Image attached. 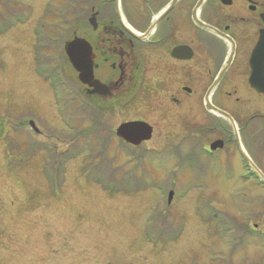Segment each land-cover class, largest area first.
<instances>
[{
    "label": "rangeland",
    "instance_id": "1",
    "mask_svg": "<svg viewBox=\"0 0 264 264\" xmlns=\"http://www.w3.org/2000/svg\"><path fill=\"white\" fill-rule=\"evenodd\" d=\"M77 2L0 0V264H264V184L237 156L207 161L217 131L188 105L89 95L65 53L88 36ZM140 118L152 139L122 144L116 127Z\"/></svg>",
    "mask_w": 264,
    "mask_h": 264
},
{
    "label": "flooded vegetation",
    "instance_id": "2",
    "mask_svg": "<svg viewBox=\"0 0 264 264\" xmlns=\"http://www.w3.org/2000/svg\"><path fill=\"white\" fill-rule=\"evenodd\" d=\"M86 7L93 74L110 87L106 97L87 88L89 95L112 101L135 87L141 99L153 95L163 116L169 105H188L187 117L198 114L212 123L203 130L217 131L203 144L207 161L231 165L237 156L264 184L257 172L264 176V82L251 83L264 0H88Z\"/></svg>",
    "mask_w": 264,
    "mask_h": 264
},
{
    "label": "water",
    "instance_id": "3",
    "mask_svg": "<svg viewBox=\"0 0 264 264\" xmlns=\"http://www.w3.org/2000/svg\"><path fill=\"white\" fill-rule=\"evenodd\" d=\"M65 51L73 65V67L79 72V80L81 83L94 87L95 91L100 94H106L109 92V86L101 83L95 79L93 74V66L91 61V51L89 43L86 39L75 37L68 41L65 45ZM252 75L251 83L257 84L258 77L262 79L260 82H264V30L261 32L260 40L254 50L251 58ZM259 86V85H255ZM264 91L263 89H260ZM31 125L35 128V124L31 121ZM38 130L37 128H35ZM153 134V127L146 121L132 120L121 123L116 129V135L133 145H140L143 141L150 140ZM220 145L219 142L212 144V149H217ZM263 178V174L257 171ZM264 179V178H263ZM174 192H169L168 201L171 202Z\"/></svg>",
    "mask_w": 264,
    "mask_h": 264
},
{
    "label": "trees",
    "instance_id": "4",
    "mask_svg": "<svg viewBox=\"0 0 264 264\" xmlns=\"http://www.w3.org/2000/svg\"><path fill=\"white\" fill-rule=\"evenodd\" d=\"M82 3L81 4H79L78 6H82V8H85L86 7V3H87V0H80ZM63 3H65V1H62ZM60 6V5H59ZM63 6H66V4L65 5H63ZM63 6H60V7H58V8H61V7H63ZM55 10H57V8H55ZM78 11H80V10H78ZM81 11H82V9H81ZM55 12V11H54ZM61 11L59 10L58 12H56L54 15H52L53 16V18H57V19H62V22H60V23H57V24H59L62 28L63 27H66L67 25V21H65V19H67V18H71V16H72V11H71V16L69 17V14H68V11H67V13L66 14H64V13H60ZM58 13V14H57ZM10 25V24H9ZM8 25V26H9ZM60 26H51V27H53V28H56V29H58V28H60ZM44 27V26H43ZM40 28H42L41 26H40ZM42 35H45L44 33L42 34ZM83 106H86L87 108H90V115H89V117H90V121H91V123H92V126H93V124L97 121V115H95L96 113H98L97 111H98V109H97V107L96 106H94V104H86V103H83L82 104ZM95 127V126H94ZM99 135V134H98ZM43 148V147H42ZM52 157H53V155H52ZM50 165H51V163H50ZM48 170H49V168H48ZM49 173V172H48Z\"/></svg>",
    "mask_w": 264,
    "mask_h": 264
},
{
    "label": "bare ground",
    "instance_id": "5",
    "mask_svg": "<svg viewBox=\"0 0 264 264\" xmlns=\"http://www.w3.org/2000/svg\"><path fill=\"white\" fill-rule=\"evenodd\" d=\"M29 20H27L26 22H25V25L27 24V22H28ZM6 32V31H5ZM137 34V33H136ZM80 38H84V37H80ZM84 39H86V38H84ZM87 40V39H86ZM88 42V41H87ZM89 43V42H88ZM65 53H66V51H65ZM66 56H67V58H68V60H69V62L71 63V61H70V59H69V57H68V55H67V53H66ZM91 61H92V53H91ZM72 64V63H71ZM73 66V65H72ZM93 66V65H92ZM75 69V68H74ZM76 70V69H75ZM77 71V70H76ZM77 73H78V76H79V72L77 71ZM100 81V80H99ZM101 82V81H100ZM102 83V82H101ZM104 84V83H103ZM83 85H85V86H87V88L89 89V88H91V93L92 94H95V95H98V96H104V97H106V96H108L109 95V92H107L106 94H100V93H97L96 91H95V88H92V87H89L88 85H86V84H83ZM105 85H107V84H105ZM108 86V85H107ZM110 88V87H109ZM153 132H154V128H153ZM235 132H236V134H237V137L239 138V136H238V131H237V127H235ZM152 136H153V134H152Z\"/></svg>",
    "mask_w": 264,
    "mask_h": 264
}]
</instances>
